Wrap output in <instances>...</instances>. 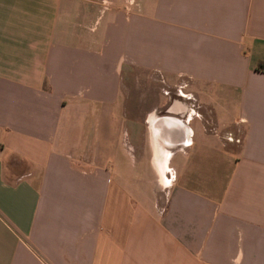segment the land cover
<instances>
[{
  "label": "crops",
  "instance_id": "0c3cea01",
  "mask_svg": "<svg viewBox=\"0 0 264 264\" xmlns=\"http://www.w3.org/2000/svg\"><path fill=\"white\" fill-rule=\"evenodd\" d=\"M263 61L264 0H0V264H264Z\"/></svg>",
  "mask_w": 264,
  "mask_h": 264
},
{
  "label": "rangeland",
  "instance_id": "374dc122",
  "mask_svg": "<svg viewBox=\"0 0 264 264\" xmlns=\"http://www.w3.org/2000/svg\"><path fill=\"white\" fill-rule=\"evenodd\" d=\"M128 74L129 80L122 85L125 97L124 115L127 118L135 119L138 116L143 118L146 112L153 109L161 114L173 100H182L179 89L164 86L158 76L143 75L140 77L133 70L129 71ZM126 123H129V120H126ZM136 132L138 133L136 137H139L140 127L137 128ZM155 185L158 188L162 185L159 176L155 178Z\"/></svg>",
  "mask_w": 264,
  "mask_h": 264
},
{
  "label": "trees",
  "instance_id": "16d2710c",
  "mask_svg": "<svg viewBox=\"0 0 264 264\" xmlns=\"http://www.w3.org/2000/svg\"><path fill=\"white\" fill-rule=\"evenodd\" d=\"M254 71H255V72H258V73H262V72H264V61H263V62H259V63L255 66Z\"/></svg>",
  "mask_w": 264,
  "mask_h": 264
},
{
  "label": "bare ground",
  "instance_id": "6f19581e",
  "mask_svg": "<svg viewBox=\"0 0 264 264\" xmlns=\"http://www.w3.org/2000/svg\"><path fill=\"white\" fill-rule=\"evenodd\" d=\"M161 170H162V173L164 174V167L163 166H161V168H160Z\"/></svg>",
  "mask_w": 264,
  "mask_h": 264
}]
</instances>
